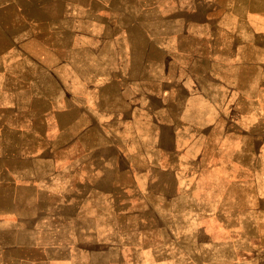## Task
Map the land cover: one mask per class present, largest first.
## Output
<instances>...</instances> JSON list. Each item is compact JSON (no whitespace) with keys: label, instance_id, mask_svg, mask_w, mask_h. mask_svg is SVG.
Returning a JSON list of instances; mask_svg holds the SVG:
<instances>
[{"label":"crops","instance_id":"0c3cea01","mask_svg":"<svg viewBox=\"0 0 264 264\" xmlns=\"http://www.w3.org/2000/svg\"><path fill=\"white\" fill-rule=\"evenodd\" d=\"M0 264H264V0H0Z\"/></svg>","mask_w":264,"mask_h":264},{"label":"rangeland","instance_id":"374dc122","mask_svg":"<svg viewBox=\"0 0 264 264\" xmlns=\"http://www.w3.org/2000/svg\"><path fill=\"white\" fill-rule=\"evenodd\" d=\"M30 239H32V238H30V237H28V239L26 238L27 241H29ZM26 255H28V254H26ZM32 255H33V254H32Z\"/></svg>","mask_w":264,"mask_h":264}]
</instances>
